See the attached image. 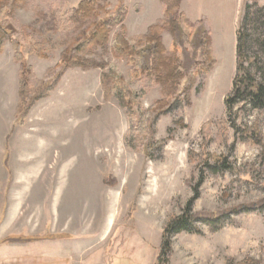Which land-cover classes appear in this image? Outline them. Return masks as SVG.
I'll list each match as a JSON object with an SVG mask.
<instances>
[{
	"label": "rangeland",
	"instance_id": "1",
	"mask_svg": "<svg viewBox=\"0 0 264 264\" xmlns=\"http://www.w3.org/2000/svg\"><path fill=\"white\" fill-rule=\"evenodd\" d=\"M81 1L4 0L11 7L0 21V264H264V107L239 102L229 111L226 104L244 0H185L184 8L182 1L188 20L209 32L214 64L206 70L192 44L180 47L185 77L176 94L145 76L130 79V57L113 51L119 27L107 49L80 48L92 29L73 23ZM123 1L126 34L139 49L141 36L164 20L165 6ZM120 2L100 4L114 15ZM261 8L264 0L254 12ZM254 27L248 29L249 54L256 56L250 68L262 81L264 37ZM13 41L22 44L24 64L33 71L26 104L39 86L53 88L28 111L19 99L22 63ZM37 43L47 57L32 53ZM161 43L170 55L168 30ZM65 52L118 65L144 112L134 107L131 122L118 100L106 96L102 71L65 69ZM46 114L48 123L40 121ZM139 119L148 129L142 143L151 158L139 145L129 147V128ZM39 124L46 128L38 130ZM188 207L191 215L224 217L214 228L197 221L198 233L169 234L166 261H159L168 224Z\"/></svg>",
	"mask_w": 264,
	"mask_h": 264
},
{
	"label": "trees",
	"instance_id": "2",
	"mask_svg": "<svg viewBox=\"0 0 264 264\" xmlns=\"http://www.w3.org/2000/svg\"><path fill=\"white\" fill-rule=\"evenodd\" d=\"M165 6L164 20L161 23L151 25L148 32L141 36V48L136 49L132 40L126 34L125 19L128 14V9L121 0L114 15H110L106 10L105 5H101V0H82L77 8L73 9V23L77 27H82L87 23L92 25V29L86 34L79 44L80 48H86L93 45H100L107 49L110 42L111 34L115 28L119 27L113 39V51L115 54L127 55L130 57L131 69L129 76L131 80H137L141 76L147 77L150 81H157L166 83L170 86V92L176 94L178 85L182 78L185 77L184 72L180 70V58L178 52L180 47L185 44H192L196 51L200 52L202 59V66L208 70L214 64V59L210 50L211 39L209 32L202 22L195 27L181 11V3L183 0H161ZM11 5L0 0V21L6 22ZM258 7V0H244L243 14L237 29V65L236 75L233 81L232 93L227 97L226 104L229 111H232L239 102H246L252 104L255 108L264 107V79L259 80L257 72H252V65L256 62V56L249 54L250 34L249 27L255 26L253 29L261 32L264 37V9H254ZM168 30L174 37V47L170 55H166L164 46L161 43V33ZM260 40V39H259ZM145 42V44H142ZM3 39L0 36V51L3 47ZM12 46L15 52V58L22 63V73L20 77L19 99L26 104L29 91L32 92L31 79L33 71L30 66L24 64V56L22 52V44L19 41H13ZM54 45V44H53ZM262 46V53L264 54V39L260 40ZM32 53L40 58L47 57L44 53V44L37 43L32 48ZM186 50H183L184 56V70H187L185 61L187 59ZM137 57V59L135 58ZM62 64L65 69L69 67H80L82 69L97 68L102 71V85L105 89L106 96H114L120 106L126 111L131 122L134 121L132 117L134 107L142 109L139 103V95H137L131 88L130 84L125 80V77L119 72L118 65L110 64L104 60L97 62L85 59L83 56L74 55L72 53L63 54ZM249 64V67L246 64ZM194 76V74H191ZM264 75V71H263ZM53 90L50 86H39L28 102L27 111L32 107L33 103L41 98L47 97ZM187 92V94H186ZM189 89L185 90V95L188 97ZM181 97V94L179 98ZM178 100V99H177ZM159 101L155 103L158 106ZM154 106L151 109H154ZM170 107V106H169ZM169 109V108H168ZM26 111V112H27ZM145 130H148L142 120H138V124L130 126L127 139H129V147L141 149L145 152L148 158L152 157V150L147 145L142 143V137L145 136ZM144 148V149H143ZM208 159V156L205 158ZM225 169H232L231 165L223 162ZM264 206V201L261 202ZM245 209V206L238 208V212ZM191 210L188 207L185 213L180 217L174 218L168 224L165 234L163 236L162 255L159 261H166V254L168 253L171 242L169 234L178 233L181 231H188L198 233L195 223L202 221L211 227H215L216 223L222 220L223 214H210L208 216L191 215ZM196 221V222H195ZM165 259V260H164ZM162 263V262H160Z\"/></svg>",
	"mask_w": 264,
	"mask_h": 264
},
{
	"label": "crops",
	"instance_id": "3",
	"mask_svg": "<svg viewBox=\"0 0 264 264\" xmlns=\"http://www.w3.org/2000/svg\"><path fill=\"white\" fill-rule=\"evenodd\" d=\"M184 4H185V0H183V8H184ZM187 16L190 18V19H192L193 21L194 20H198V19H200V16L199 15H197V16H194V17H192L189 13H188V11H187ZM42 108H41V110H44V106H41ZM42 120H46V122L48 123V122H50L51 121V119H50V117H49V115H44L41 119H40V121H42ZM42 125V126H41ZM35 126V124L34 125H32L31 127H34ZM43 126L45 127L46 125H44V124H39V128H37L38 130H43ZM36 128V127H35ZM46 128V127H45ZM43 243H41V244H43V245H50V244H52V245H55V244H57V243H59V240H43L42 241ZM55 259H56V257H55Z\"/></svg>",
	"mask_w": 264,
	"mask_h": 264
}]
</instances>
